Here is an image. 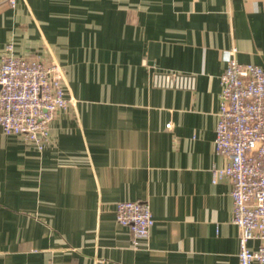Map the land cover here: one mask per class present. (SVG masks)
<instances>
[{
	"label": "crops",
	"instance_id": "obj_1",
	"mask_svg": "<svg viewBox=\"0 0 264 264\" xmlns=\"http://www.w3.org/2000/svg\"><path fill=\"white\" fill-rule=\"evenodd\" d=\"M57 63L42 151L0 127V264H239L230 183L212 182L222 52L264 66V0H0V60ZM192 89L152 86L154 72ZM147 201V239L116 222ZM259 241L250 240L256 249Z\"/></svg>",
	"mask_w": 264,
	"mask_h": 264
},
{
	"label": "built area",
	"instance_id": "obj_2",
	"mask_svg": "<svg viewBox=\"0 0 264 264\" xmlns=\"http://www.w3.org/2000/svg\"><path fill=\"white\" fill-rule=\"evenodd\" d=\"M17 0H6L14 7ZM236 48L222 52L224 70L214 149L225 159L212 169V182L230 183L232 223L238 229V263L264 264V66L242 64ZM152 86L160 89H192L193 77L173 71L154 72ZM62 68L31 57H15L5 47L0 60V127L5 135H17L42 151L48 141L55 113L74 102L64 96ZM115 219L132 233V243L147 239L154 224L147 201H119ZM250 240L259 241L250 249ZM113 264H121L114 262Z\"/></svg>",
	"mask_w": 264,
	"mask_h": 264
}]
</instances>
